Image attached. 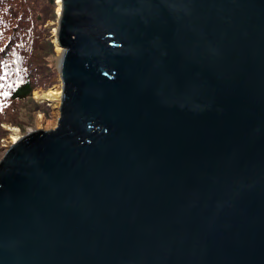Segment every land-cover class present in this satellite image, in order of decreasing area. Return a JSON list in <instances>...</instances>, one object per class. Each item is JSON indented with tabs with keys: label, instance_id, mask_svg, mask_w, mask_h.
Segmentation results:
<instances>
[{
	"label": "water",
	"instance_id": "water-1",
	"mask_svg": "<svg viewBox=\"0 0 264 264\" xmlns=\"http://www.w3.org/2000/svg\"><path fill=\"white\" fill-rule=\"evenodd\" d=\"M51 36L57 126L0 158V264H264V0H61Z\"/></svg>",
	"mask_w": 264,
	"mask_h": 264
},
{
	"label": "trees",
	"instance_id": "trees-1",
	"mask_svg": "<svg viewBox=\"0 0 264 264\" xmlns=\"http://www.w3.org/2000/svg\"><path fill=\"white\" fill-rule=\"evenodd\" d=\"M53 5L54 0H0V74L6 89L3 93L6 105L0 106V115L9 107L10 101L29 98L34 87L43 84L36 67L43 58L34 54V50L43 46L40 41H50V29L42 25L55 17ZM16 41L23 45L21 49L25 55L4 61L9 47ZM20 67H25L24 73Z\"/></svg>",
	"mask_w": 264,
	"mask_h": 264
},
{
	"label": "rangeland",
	"instance_id": "rangeland-1",
	"mask_svg": "<svg viewBox=\"0 0 264 264\" xmlns=\"http://www.w3.org/2000/svg\"><path fill=\"white\" fill-rule=\"evenodd\" d=\"M55 8L56 5L53 8L54 12ZM45 11H47V9H45L44 12ZM42 26H46L50 29L49 31L51 36L53 34V29L56 28L55 17L46 20ZM13 43L14 44L11 45L8 49L7 57L4 56V61H8L10 58L18 59L19 56L25 55L24 50L21 49V46H23L20 44L21 42L16 41ZM40 44H42L43 46H39V50H34V54L37 53L38 56H41L43 58L39 62V65H36L37 70L40 73L38 71L37 72L40 74L43 84L34 87V90H32V94L29 98L16 100L15 102L10 101L9 107L6 108V111H3V113L0 115V158L4 153V150L6 149L4 139L8 138L9 136V128H17L19 134L23 135L29 129L33 130L37 127V115L40 114L45 119H51L53 118V115L55 113V108L50 107L48 103L38 102L34 97L33 92L48 89L52 86L60 87L61 82L59 79L57 68L60 52L58 53V51H56V48L59 47L60 49H62V47H56V45L52 43L51 38L50 41H40ZM23 69L25 70V67L19 68L22 73H24ZM2 82L3 76L2 74H0L1 86ZM5 90L6 89L3 86L0 88V106L6 105L5 98L3 96Z\"/></svg>",
	"mask_w": 264,
	"mask_h": 264
},
{
	"label": "bare ground",
	"instance_id": "bare-ground-1",
	"mask_svg": "<svg viewBox=\"0 0 264 264\" xmlns=\"http://www.w3.org/2000/svg\"><path fill=\"white\" fill-rule=\"evenodd\" d=\"M55 5H56L55 19L57 21L59 13H60V9H61V0H55ZM53 33H55V28L53 29ZM53 41H54V38H53ZM57 46L58 45H56V47ZM56 51H58V53H59L62 51V49L57 47ZM33 94H34V97L36 98L37 101L38 100L39 101L44 100L43 102H45V103L48 102L50 107L55 108L54 116L51 119H45L40 114L37 115V127L36 128L54 129L57 126V117L59 115L58 106L60 105V95H61L60 87L52 86L51 88H48V89H44L41 91L40 90L35 91V92H33ZM30 130H32V129H29L28 131H30ZM20 136H21V134H19L17 128H15V127L9 128V136H8V138L4 139L5 140L4 142L6 144V148L9 147L10 144L15 142Z\"/></svg>",
	"mask_w": 264,
	"mask_h": 264
}]
</instances>
